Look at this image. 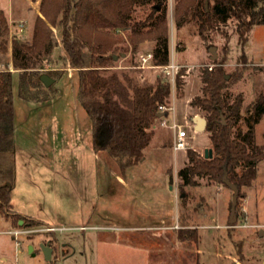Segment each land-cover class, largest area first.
<instances>
[{
  "label": "rangeland",
  "instance_id": "374dc122",
  "mask_svg": "<svg viewBox=\"0 0 264 264\" xmlns=\"http://www.w3.org/2000/svg\"><path fill=\"white\" fill-rule=\"evenodd\" d=\"M167 2L170 63L174 61L183 71L181 86L167 81L164 69L153 57L139 67L143 65L140 56L154 52L156 42L144 41L133 51L128 32L116 31L119 50L126 53L112 70L127 72L149 84L166 80L171 91L166 107L173 109L155 121L152 142L144 150L145 160L136 166L121 171L116 159L93 149L91 119L79 101L78 71L69 65L60 26L53 28L54 50L44 69L54 73L55 81L49 86L52 97L43 101L21 98L15 73L14 177L8 208L43 224L20 228L1 211L0 264H264V235L260 234L264 230V159L258 164L253 185L243 187L247 196L239 199L234 225L229 222L232 189L207 176L197 177L199 184L183 202L178 174L188 163L189 148L202 156L212 148L210 133L197 131L193 122L194 116L205 115L191 105L194 98L203 96L204 67L221 61L228 79L238 73L226 94L231 101L238 95L243 97V113L247 105L264 95V25L251 30L244 47L236 21L202 37L190 18L178 25L175 0ZM40 3L0 0L8 22L7 29L0 23V70L14 71L13 39L31 40ZM133 9L134 20H144L161 10L157 0H137ZM212 46L217 59L211 57ZM90 53L85 47L88 61ZM173 121L188 131L190 147L186 151L172 148ZM239 123L247 129L244 122ZM255 139L264 147V117L255 126ZM185 190L190 191V186ZM50 226L54 230H48ZM182 227L193 228L196 239L180 240ZM17 229L24 230L17 239L19 246L11 233ZM55 237L72 247L60 251ZM42 243L55 247L51 260L45 258Z\"/></svg>",
  "mask_w": 264,
  "mask_h": 264
},
{
  "label": "trees",
  "instance_id": "16d2710c",
  "mask_svg": "<svg viewBox=\"0 0 264 264\" xmlns=\"http://www.w3.org/2000/svg\"><path fill=\"white\" fill-rule=\"evenodd\" d=\"M167 1L157 0L160 12L153 11L144 20H134L137 0H41L31 40L14 37V71L0 70V212H5L13 225L24 228L43 224L8 208L14 177L15 73H18L21 98L43 101L52 97L42 76L48 74L54 78L52 70L44 69L54 50L53 28L60 26L69 65L78 71V98L91 119L93 149L116 159L121 171L136 166L145 160L144 150L152 142L154 123L159 118L158 107L168 103L171 91L166 80L149 84L127 72L120 74L112 70L117 59L126 53L119 50L116 31L128 32L133 51L144 41L153 40L156 42L155 64L169 65ZM174 8L176 23L180 25L185 17L190 18L202 37L220 25L236 21L238 38L244 47L251 30L256 25H264V0H175ZM0 23L7 29L2 9ZM85 47L91 50L89 61L84 54ZM223 64L218 61L215 66L202 69L203 96L191 101L207 120L212 157L202 156L193 148L187 150L188 163L178 171L183 202L199 184L197 177L207 176L216 184H225L223 177L227 176L241 189L240 205L239 199L247 196L243 187L253 185L258 176V164L264 159V147L255 139V126L264 117V95L247 105L243 113V97L238 95L231 101L226 94L238 73L228 79ZM177 74L179 87L183 71ZM240 121L247 126L246 130L240 127ZM188 186L190 191L185 190ZM20 220H23L21 225ZM178 237L180 240L195 238L196 231L182 227Z\"/></svg>",
  "mask_w": 264,
  "mask_h": 264
},
{
  "label": "built area",
  "instance_id": "2783aa9c",
  "mask_svg": "<svg viewBox=\"0 0 264 264\" xmlns=\"http://www.w3.org/2000/svg\"><path fill=\"white\" fill-rule=\"evenodd\" d=\"M20 30H23L24 24L20 23L19 24ZM153 57V52L152 53H147L145 55H141L140 59L143 62V65H140L139 67H144L145 63L148 62L149 60H151V58ZM160 66L164 69L166 75H167V81H169V79H171L173 81V83L176 82V77H177V72L179 71V66L176 65L174 63V61L172 63H169V65H157ZM159 110L162 113L165 112H170L171 109H173L172 107H166L165 104H161L159 105ZM166 116H162L159 118H165ZM157 118V119H159ZM161 124L163 125H168L165 121H162ZM171 127L174 129V138H173V145L172 148L175 152L178 151H186L189 147H190V143L187 140L188 137V131L184 128H182L181 125L177 124L176 121H173ZM48 230L52 231L54 230V227H48ZM11 233L13 234V237L16 240V245L19 246V242L17 241V239L19 238V235L24 233V230L22 229H17V230H13L11 231Z\"/></svg>",
  "mask_w": 264,
  "mask_h": 264
},
{
  "label": "water",
  "instance_id": "95a60500",
  "mask_svg": "<svg viewBox=\"0 0 264 264\" xmlns=\"http://www.w3.org/2000/svg\"><path fill=\"white\" fill-rule=\"evenodd\" d=\"M210 51L212 52V59H217V53H216V47L212 46L210 47ZM117 58V57H115ZM228 78V76H227ZM42 80L44 81V83L46 84V86H50L54 81L55 79L52 78L51 76H49L48 74H44L42 76ZM164 116V113L160 112L158 114V117H162ZM193 122L195 124V128L197 131H204V129H206L207 127V120L206 118L203 116H200V115H196L193 117ZM205 156H210L212 157V148H209L205 151L204 153ZM173 182H174V178L171 179V186L170 188L172 189L173 187ZM223 182L230 188L234 191V194H233V197H232V207H231V214H230V218H229V222L231 225H234L236 223V220H237V207H238V198H239V194H240V191L241 189H239V187L233 183L227 176H224L223 177ZM20 225L23 224V220H20ZM260 234L261 235H264V230H260ZM42 248H43V252H44V255H45V258L47 260H51L52 259V255H53V251H54V248L50 245V244H44L42 243ZM30 250H32V246H30Z\"/></svg>",
  "mask_w": 264,
  "mask_h": 264
},
{
  "label": "crops",
  "instance_id": "0c3cea01",
  "mask_svg": "<svg viewBox=\"0 0 264 264\" xmlns=\"http://www.w3.org/2000/svg\"><path fill=\"white\" fill-rule=\"evenodd\" d=\"M12 63V62H11ZM248 199V198H247ZM246 210H248L247 208L244 210V214L245 215H247V212H246ZM50 227H52V226H50ZM169 226L168 225H165V228H168ZM55 239L57 240V242L60 244V247H61V249L60 250H64L65 248H67V247H72V245H71V243H68V242H62L61 240H60V238H58V237H55ZM17 246V245H16ZM62 250V251H63ZM61 254H63V255H65V253L64 252H62ZM3 260H6V258H3Z\"/></svg>",
  "mask_w": 264,
  "mask_h": 264
},
{
  "label": "flooded vegetation",
  "instance_id": "af4514ba",
  "mask_svg": "<svg viewBox=\"0 0 264 264\" xmlns=\"http://www.w3.org/2000/svg\"><path fill=\"white\" fill-rule=\"evenodd\" d=\"M54 249H55V247L54 246H52ZM60 251H62V250H60Z\"/></svg>",
  "mask_w": 264,
  "mask_h": 264
}]
</instances>
